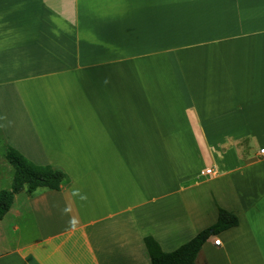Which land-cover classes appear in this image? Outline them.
Returning a JSON list of instances; mask_svg holds the SVG:
<instances>
[{
    "label": "crops",
    "instance_id": "0c3cea01",
    "mask_svg": "<svg viewBox=\"0 0 264 264\" xmlns=\"http://www.w3.org/2000/svg\"><path fill=\"white\" fill-rule=\"evenodd\" d=\"M0 133L70 177L14 194L0 264H151L218 207L195 264H264V0H0Z\"/></svg>",
    "mask_w": 264,
    "mask_h": 264
},
{
    "label": "trees",
    "instance_id": "16d2710c",
    "mask_svg": "<svg viewBox=\"0 0 264 264\" xmlns=\"http://www.w3.org/2000/svg\"><path fill=\"white\" fill-rule=\"evenodd\" d=\"M4 158L13 170L10 189H0V220L20 190L25 188L32 194L39 188L60 190L70 183V177L63 170L50 164H35L11 146L7 147ZM237 224L238 218L233 212L218 207L217 219L212 225L171 251H163L152 236H145L144 243L151 264H195L199 250L210 235Z\"/></svg>",
    "mask_w": 264,
    "mask_h": 264
},
{
    "label": "rangeland",
    "instance_id": "374dc122",
    "mask_svg": "<svg viewBox=\"0 0 264 264\" xmlns=\"http://www.w3.org/2000/svg\"><path fill=\"white\" fill-rule=\"evenodd\" d=\"M3 138H5V136L2 133H0V189H3V188L10 189L11 182H12V170L13 169H12L11 165L4 158V153L7 149V147H9L11 145L8 144L6 142L7 140L6 139L4 140ZM22 190H26V189L24 188Z\"/></svg>",
    "mask_w": 264,
    "mask_h": 264
},
{
    "label": "built area",
    "instance_id": "2783aa9c",
    "mask_svg": "<svg viewBox=\"0 0 264 264\" xmlns=\"http://www.w3.org/2000/svg\"><path fill=\"white\" fill-rule=\"evenodd\" d=\"M260 152H262V153H264V148H260ZM210 170L208 169L207 170V172H209ZM214 244H219L220 243V240H219V238H216V239H214Z\"/></svg>",
    "mask_w": 264,
    "mask_h": 264
}]
</instances>
